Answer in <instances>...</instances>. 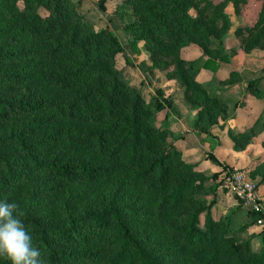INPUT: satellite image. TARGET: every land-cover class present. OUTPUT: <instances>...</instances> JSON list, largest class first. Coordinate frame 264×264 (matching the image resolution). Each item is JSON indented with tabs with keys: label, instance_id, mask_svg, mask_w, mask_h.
I'll return each mask as SVG.
<instances>
[{
	"label": "trees",
	"instance_id": "obj_1",
	"mask_svg": "<svg viewBox=\"0 0 264 264\" xmlns=\"http://www.w3.org/2000/svg\"><path fill=\"white\" fill-rule=\"evenodd\" d=\"M31 1L0 0V197L18 203L45 264H264V225L257 249L242 237L263 214L233 230L205 199V177L178 169L156 120L172 102L161 90L145 102L122 77L117 35L94 31L71 0ZM138 2L151 59L172 68L187 102L214 101L196 78L221 68V47L201 67L185 61L186 42L208 50L207 31L180 4Z\"/></svg>",
	"mask_w": 264,
	"mask_h": 264
},
{
	"label": "rangeland",
	"instance_id": "obj_2",
	"mask_svg": "<svg viewBox=\"0 0 264 264\" xmlns=\"http://www.w3.org/2000/svg\"><path fill=\"white\" fill-rule=\"evenodd\" d=\"M71 1L94 31L109 27L117 35L124 53L116 56L113 66L140 90L145 102L157 90L172 102L173 109L161 111L156 120L166 130V148L177 154L178 169H195L205 177V199L215 200L213 209L232 219L233 230L249 224L251 211L222 187L221 179L227 170H244L258 184L264 200V0H164L184 6L182 12L195 17L208 33V50L197 40L183 44L180 52L185 61H197L201 67L210 54L219 53L217 47L223 51L218 60L221 68L203 70L196 78L214 99L209 104L194 98V103L187 102L172 68L167 63L165 67L162 59H151L156 36L151 25L141 22L144 10L138 0H107L105 10L99 0ZM26 4L32 1L17 0L16 6L23 9ZM39 13L48 15L44 8ZM133 42L136 47L130 46ZM254 79L258 82L250 85ZM57 202L52 198L35 209L45 206L48 211ZM262 227L257 224L242 234L251 238L254 250Z\"/></svg>",
	"mask_w": 264,
	"mask_h": 264
},
{
	"label": "clouds",
	"instance_id": "obj_3",
	"mask_svg": "<svg viewBox=\"0 0 264 264\" xmlns=\"http://www.w3.org/2000/svg\"><path fill=\"white\" fill-rule=\"evenodd\" d=\"M22 215L17 202L0 197V257L10 264H45Z\"/></svg>",
	"mask_w": 264,
	"mask_h": 264
},
{
	"label": "built area",
	"instance_id": "obj_4",
	"mask_svg": "<svg viewBox=\"0 0 264 264\" xmlns=\"http://www.w3.org/2000/svg\"><path fill=\"white\" fill-rule=\"evenodd\" d=\"M221 185L229 193L240 199L250 211L261 212L263 216L257 221V224L264 225V200L246 171L227 170L221 179Z\"/></svg>",
	"mask_w": 264,
	"mask_h": 264
}]
</instances>
